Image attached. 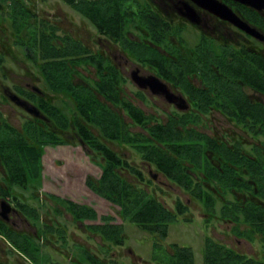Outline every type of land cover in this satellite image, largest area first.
<instances>
[{"label": "flooded vegetation", "instance_id": "flooded-vegetation-1", "mask_svg": "<svg viewBox=\"0 0 264 264\" xmlns=\"http://www.w3.org/2000/svg\"><path fill=\"white\" fill-rule=\"evenodd\" d=\"M23 1L38 19L45 20L56 29L54 40L58 42L70 38L81 44L80 59L83 64L76 67L78 73L73 74L74 82L92 90L99 103L113 109L131 133L147 134L125 112L123 101L142 111L150 120V128H168L175 120L188 122L187 129L194 130L199 139L213 142L216 146L225 145L227 149L237 146L248 155H264V0H60L72 13L69 19L57 16L52 6L50 11L44 10L42 6L47 5L49 0ZM2 11L9 12V9L2 8ZM1 21L11 23L8 16ZM81 25L87 32L86 37L81 34L85 33ZM10 50V43L0 33V124L12 125L6 107L15 106L23 112L24 118L20 128L12 126L22 130L26 123H33L39 136L41 130L49 131L59 136L64 144L44 146L41 163L37 167L39 171L29 180H24L22 175L14 174L12 177V170L23 174L26 168L6 164L0 149V264H58L47 251L65 257L69 260L68 264H89L88 252L102 260V255L105 256L103 241L99 235L91 233L88 226L100 223L102 217H111L124 229V224L128 222L122 221L120 208L88 188L87 179L94 177L89 175L85 187L94 196L118 209L116 216H100L91 204L71 197L73 195L65 185L66 181L50 182L55 177L46 181L47 165L44 163L46 156L49 161L52 160L48 149H67L72 155L80 150L89 159L90 165L101 171L104 160L100 156L97 162L91 160L90 155L96 153L73 125L79 112L72 92L55 91L49 86L45 77V62L40 59L33 61L24 52L26 61L34 70L29 72L28 63L22 80L12 82L10 88L7 63L15 57ZM108 77L113 79L114 88L119 93L117 105L109 102L101 92L107 86L105 79ZM34 80L41 83L42 88L36 87ZM95 88H99L101 93ZM58 117L65 119L66 127L59 125ZM88 122H84L85 127L102 143L143 172L145 181L142 182L125 170L123 176L129 182L146 188L164 206L159 194L167 195L169 191L165 188L174 193L180 191V195L188 196L190 202L198 204L204 211L201 218L203 224L213 230L215 226L210 228L211 224L208 227L205 224L208 214L199 201L167 179L133 149L117 141L106 142ZM225 125L229 127L225 128ZM253 125L258 127L253 128ZM177 128L183 129L181 126ZM208 152L210 154H205L210 157L215 154L213 150ZM62 161L67 167V161ZM19 176L21 179H18ZM101 176L94 178L100 179ZM206 185L218 188L216 182ZM180 195L176 196V200L183 201ZM228 195L217 203L218 215L221 202L229 204L233 200ZM239 196L245 198V195ZM183 202L190 209L191 204ZM72 203L93 208L99 220L75 222L68 211V204ZM218 215L212 220L230 224L231 231L233 225L219 219ZM188 216L189 210L184 217ZM73 223L84 225L88 234L93 235L91 238L80 230L86 239H101L98 252L91 251L85 239L74 245ZM211 239L248 256L237 247ZM126 243L114 249H129L133 257L134 252ZM72 244L77 255L72 251ZM169 245L164 244L165 249L170 251ZM152 262L158 264L153 259Z\"/></svg>", "mask_w": 264, "mask_h": 264}, {"label": "trees", "instance_id": "trees-1", "mask_svg": "<svg viewBox=\"0 0 264 264\" xmlns=\"http://www.w3.org/2000/svg\"><path fill=\"white\" fill-rule=\"evenodd\" d=\"M6 7L9 12L2 11ZM26 7L23 0H0V19L8 16L11 21L16 37L15 46L21 47L33 61L40 59L45 62V77L49 86L55 91L72 92L79 112L73 122L75 130L96 153L90 155L91 160L97 162L99 156L104 160L101 178L89 177L86 184L92 192L120 208L119 215L123 222L133 223L153 236V260L158 264H195L190 248L170 244L169 251L164 246L170 225L180 218L188 220L184 216L189 208L178 199L175 209L171 211L146 188L129 182L123 176L125 170L137 176L140 181H145L143 172L132 167L106 143H102L85 127L86 120L106 142L117 141L133 149L167 179L199 201L208 214L205 220L207 227L212 225V219L218 215L215 207L220 198L229 194L233 200L229 204L221 202L219 219L233 225L231 232L234 236L249 242L259 240L264 245V155H248L237 146L227 149L225 145L216 146L213 142L199 139L194 130L187 129L188 122L175 120L168 128H150V120L146 115L123 101L125 112L148 135L131 133L113 109L99 103L92 90L74 82L73 74L78 73L76 67L83 64L80 59L81 44L70 38L58 42L54 40L56 29L45 20L38 19ZM23 33L29 36L27 40L22 38ZM105 82L107 86L101 90L102 94L109 102H118L119 93L114 88L113 79L108 77ZM95 90L101 93L99 88ZM57 119L59 125L66 127L64 118ZM36 129L33 123H26L22 130L11 124H0V149L4 153L5 163L26 168L23 174L12 170V177L16 174L24 176V180L33 179L39 171L37 167L41 163L44 146L64 144L59 136L49 131L41 130L39 136ZM210 150L215 153L211 157L205 154H210ZM215 182L217 189L206 185ZM239 195H245V198ZM68 211L75 222L99 220L96 211L85 205L68 204ZM88 229L101 237L105 256L115 247H122L126 243L123 225L116 224L114 218L102 217L100 223L90 225ZM204 259L205 264H264V260L237 253L210 237L206 239ZM87 260L89 264H120L113 259L101 260L92 252H88Z\"/></svg>", "mask_w": 264, "mask_h": 264}, {"label": "rangeland", "instance_id": "rangeland-1", "mask_svg": "<svg viewBox=\"0 0 264 264\" xmlns=\"http://www.w3.org/2000/svg\"><path fill=\"white\" fill-rule=\"evenodd\" d=\"M50 6H52L53 10H56L57 16H66L67 19L70 18L69 15L72 16V13L67 10L65 5H63L60 0H49V3L47 5H43L42 7L44 10L50 11L52 9L50 8ZM74 21L77 22L76 18ZM68 26H70V24ZM81 26L83 27L82 29L85 32L81 34L86 37L87 32L84 29V25ZM0 30L2 37H5L8 40L11 45L12 52H14L15 55V57L11 58L7 63L10 72V82H8V85L11 88L12 82H20V80H22V77L25 74L24 68H26V65H28L29 62L26 61L27 59L22 48L14 45L16 37L15 33L12 30L11 23L1 21ZM92 33L93 32L91 31V34ZM21 36L26 40L29 38L26 33H23ZM28 66L31 68L29 72L32 73L34 70L33 66L30 63ZM34 83L36 87L42 88L41 83L35 82V80ZM64 101L67 100L64 99ZM6 108V112L12 125L20 128L24 118L23 112L15 106L9 105ZM227 127H229V125H225V128ZM59 151L61 150L52 151L48 149V154L52 158V160L49 161L47 159V156L45 158L44 164L47 165L46 181L50 180L51 177H55L51 179L52 181L50 182L52 183L56 182L57 180L66 181V183H64L70 189V192L73 195L71 197L91 204L96 208L100 216L108 214L116 216L118 209L94 196L85 187L84 184L87 176L92 175L96 178H99L102 174V171L98 168L92 167L90 165L89 159L85 155H83L80 150H77V153L75 155H72L67 149L61 151V155ZM127 154L130 155L129 152ZM62 159L67 161V167L63 165L64 162L62 161ZM67 176L73 179H69ZM164 190L169 192L167 193V195L159 194V199L163 203H165V206L168 209L173 210L176 196L180 195V191H175L174 193L167 188H165ZM180 196L183 198V201L189 202V204H191V207L189 209V216L187 217V219H192V221L178 219V221L172 223L170 225L169 234L166 240L167 245L177 244L181 247L191 248L194 254L195 264H205L204 250L206 239L208 237L214 238L215 240H218L219 242L225 243L227 245L237 247L243 254H247L250 257H254L256 259L264 258V248L260 241L257 240L256 242L250 243L244 239L237 240L230 231L231 225L218 223V221H213L212 225L215 226L213 230L207 229L201 219L203 218L204 211L200 209L198 204L190 202L188 196ZM118 222L120 221L118 220ZM212 225L210 228H212ZM71 230L74 236V245L75 243L76 245L82 243V240L85 239V241L87 242L86 246H88L91 251H94L95 253L98 252L99 245H102V241L100 238H96L95 240L86 239V236H90L91 238H93V235L88 234V232L84 228V225L79 226L73 223V227L71 228ZM80 230H83L86 236H83ZM124 231L127 236L126 246L135 253H133V257H131L132 254L130 253V250L124 248L123 250L113 249L112 252L106 254L107 256L102 255L103 259L106 258L107 260H117L121 264H155L152 262L154 253L153 237L147 232L142 231L136 225L129 222L124 224ZM74 245H71L73 247L72 251L75 253V255H77V250ZM47 252L58 264L69 263V260H67L65 257L59 254H54V252L51 251ZM140 258L144 261H142ZM8 259L10 260V258Z\"/></svg>", "mask_w": 264, "mask_h": 264}, {"label": "water", "instance_id": "water-1", "mask_svg": "<svg viewBox=\"0 0 264 264\" xmlns=\"http://www.w3.org/2000/svg\"><path fill=\"white\" fill-rule=\"evenodd\" d=\"M141 85H145V84L141 82Z\"/></svg>", "mask_w": 264, "mask_h": 264}]
</instances>
